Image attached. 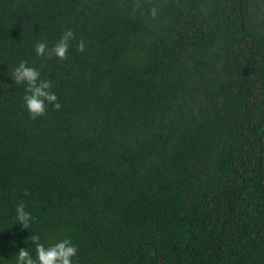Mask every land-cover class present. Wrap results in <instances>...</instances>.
I'll list each match as a JSON object with an SVG mask.
<instances>
[{
  "label": "trees",
  "instance_id": "trees-1",
  "mask_svg": "<svg viewBox=\"0 0 264 264\" xmlns=\"http://www.w3.org/2000/svg\"><path fill=\"white\" fill-rule=\"evenodd\" d=\"M136 3L0 0V264L33 234L72 264H264V0ZM21 61L60 110L30 117Z\"/></svg>",
  "mask_w": 264,
  "mask_h": 264
},
{
  "label": "clouds",
  "instance_id": "clouds-1",
  "mask_svg": "<svg viewBox=\"0 0 264 264\" xmlns=\"http://www.w3.org/2000/svg\"><path fill=\"white\" fill-rule=\"evenodd\" d=\"M139 0L135 7H140ZM150 15L155 18L157 10L155 7L150 9ZM74 39V33L71 29L66 30L59 41L51 48L44 42L37 43L35 51L38 56L52 59L65 60L68 57L70 42ZM85 43L80 40L77 43V51L83 52ZM12 81L14 84H26V95L23 97L25 107L30 117L35 120L43 117L47 113V106L51 105L54 110H60L61 104L54 92L51 91V81L40 78V72L28 66L27 61H21L15 68ZM27 195V193H25ZM16 219L23 229H28L30 221L33 219L31 214L25 211V205L21 202L16 208ZM31 241L35 246L36 258L33 259L28 249H20L16 255V264H72V258L77 254V248L71 240L64 239L54 245L45 247L40 243V236L33 234Z\"/></svg>",
  "mask_w": 264,
  "mask_h": 264
}]
</instances>
